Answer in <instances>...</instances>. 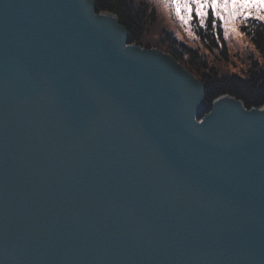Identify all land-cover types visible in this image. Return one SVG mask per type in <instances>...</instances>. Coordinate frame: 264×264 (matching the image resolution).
<instances>
[{
  "label": "water",
  "instance_id": "water-1",
  "mask_svg": "<svg viewBox=\"0 0 264 264\" xmlns=\"http://www.w3.org/2000/svg\"><path fill=\"white\" fill-rule=\"evenodd\" d=\"M207 107L91 0H0V264H264V106Z\"/></svg>",
  "mask_w": 264,
  "mask_h": 264
},
{
  "label": "trees",
  "instance_id": "trees-1",
  "mask_svg": "<svg viewBox=\"0 0 264 264\" xmlns=\"http://www.w3.org/2000/svg\"><path fill=\"white\" fill-rule=\"evenodd\" d=\"M98 13L115 16L129 37V43L144 49H158L166 52L184 65L197 78L203 88L207 110L217 98L228 96L240 102L247 110L264 106V22L253 17L247 18L240 26L244 37L253 46L262 65L248 63L245 76L224 74L209 63L207 55L228 61V48L223 39V29L219 21L213 26L211 14L201 24L196 19L192 23L196 45H188L178 40L174 33H163L157 37V15L150 0H91ZM195 17V16H194ZM196 23V24H195ZM150 32L151 39H147ZM153 34V35H152ZM149 35V34H148ZM156 36V39L155 37ZM201 48V49H200Z\"/></svg>",
  "mask_w": 264,
  "mask_h": 264
},
{
  "label": "rangeland",
  "instance_id": "rangeland-1",
  "mask_svg": "<svg viewBox=\"0 0 264 264\" xmlns=\"http://www.w3.org/2000/svg\"><path fill=\"white\" fill-rule=\"evenodd\" d=\"M150 1L155 6L156 10L157 25L155 26L156 33L154 32V34H156L158 38L163 37V33L172 32L178 40L188 45L193 46L197 44V38L195 37V34H193L194 28H192V26H194L192 21H195L197 18L193 16L187 24H182L172 9L166 7L164 3L160 2V0ZM245 20L247 19L242 20L238 18L233 24L228 26L227 31L221 25L223 29V39L229 50L228 61H223L221 57L219 59L218 55H207L209 63L224 74H234L243 77L248 69V63L251 61H253L252 63L262 65V62L255 53L253 46L248 42V40L244 37V33L240 30V26L243 22H245ZM198 22L200 21L198 20ZM150 35V32H148L146 38L151 39L152 36ZM154 37L156 39V36ZM196 46H199V44Z\"/></svg>",
  "mask_w": 264,
  "mask_h": 264
},
{
  "label": "snow or ice",
  "instance_id": "snow-or-ice-1",
  "mask_svg": "<svg viewBox=\"0 0 264 264\" xmlns=\"http://www.w3.org/2000/svg\"><path fill=\"white\" fill-rule=\"evenodd\" d=\"M160 2L172 9L182 24H187L193 16L203 24L209 13L213 26L219 21L226 31L238 18L244 20L253 17L264 21V0H160Z\"/></svg>",
  "mask_w": 264,
  "mask_h": 264
},
{
  "label": "bare ground",
  "instance_id": "bare-ground-1",
  "mask_svg": "<svg viewBox=\"0 0 264 264\" xmlns=\"http://www.w3.org/2000/svg\"><path fill=\"white\" fill-rule=\"evenodd\" d=\"M211 111V110H210Z\"/></svg>",
  "mask_w": 264,
  "mask_h": 264
}]
</instances>
